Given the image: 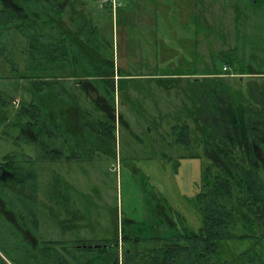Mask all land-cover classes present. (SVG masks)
Segmentation results:
<instances>
[{
  "label": "rangeland",
  "instance_id": "1",
  "mask_svg": "<svg viewBox=\"0 0 264 264\" xmlns=\"http://www.w3.org/2000/svg\"><path fill=\"white\" fill-rule=\"evenodd\" d=\"M84 1L87 5L91 4L100 8L98 0ZM123 1L127 3L129 0ZM152 1L153 6L158 5L152 9V18L157 20V23L162 22L161 26L156 27L155 34L156 50L160 52L161 60L157 61L155 68L151 66L147 69V72L151 75H161L168 73L169 69H176L174 71H184L188 72L187 74L210 73L214 71V67L218 68V70L215 69L216 71H220L222 64L228 61V56L232 58L235 56L236 60L233 64L226 63V68H230L231 73L234 72V76L224 78L227 85H232L231 89L234 92L240 90L243 94L245 93V97L250 95L246 84H253L248 88L263 86L264 78L250 76L246 72L264 70V0H258L259 3L253 0H236L235 23L232 21L231 9L225 8L228 11L225 13V18L222 16L220 18L219 15L222 13L217 14L218 9L212 12L213 8L217 7V2L221 4V0L216 2L203 0V7L200 10L207 20H204L206 29L202 46L196 42L193 29L195 22L193 19L185 20L187 16L189 18L192 16L187 12V8L195 6L194 0H190L188 6H183L185 1L183 5L177 3L182 0ZM182 8L186 9L185 15L180 12ZM157 12L160 17L156 14ZM218 17L223 20H220V36L215 38L211 28L217 25ZM64 20L67 22V15L64 16ZM103 24L104 27L100 32L103 30L108 36L105 39L109 46L113 44L111 57L114 51V60L117 63L123 50L122 30L118 28L115 19L108 12L103 15ZM161 42L163 46L158 44ZM25 44L26 42L19 38L11 57L16 60L20 70H23L24 62H21L23 56H19V50ZM133 47L130 45L131 51ZM228 48H235V55L219 54L220 51ZM198 49L201 51L200 54L196 53ZM4 60L0 59V94L9 101L21 100V106H24L27 99L32 97L34 83L25 78L11 77L13 74ZM143 72L145 71L139 69L131 71L134 74ZM140 75L125 81L128 82V88L121 90L123 96L117 97L115 102L119 116L114 121V136L109 139L103 149L91 150V158H84L85 161L71 158V149L69 152L62 149V158L40 159L32 146L22 145L25 152L30 153L31 158L36 160L39 191L49 209H42L38 215V236L41 239L62 238L63 235L64 238L71 240V244L79 240L85 242L98 239L115 240L121 238L122 231L128 227L130 221L135 224V229H146L150 226L151 208L160 212L166 209L169 215L172 211L177 213L193 230L197 231L201 227V215L193 205L195 197L202 190L203 169L206 164L201 146L198 149L196 145L171 146L170 148L162 142L160 135L158 139L154 132L147 130L139 109L142 105L143 113L149 118H157L159 115L168 113L173 119L183 110L184 102L189 103L188 97L184 94V88L185 93H189L193 88L188 81L202 79L197 87L213 89L207 88L212 81L205 80L204 76H190L191 78L183 80L178 87L172 86L166 89L155 83V79ZM53 79L62 82L59 88H66L67 92L72 90L78 96L80 94L76 104L73 103L71 106L67 104L71 101L69 96L59 101L67 113H71V125L81 129L83 123L90 124L91 120L97 116L101 117L100 112L94 109L89 100L87 101L84 97L81 89L71 88V78L64 76L59 80L51 77L50 80L53 82ZM237 85L242 88L236 89ZM214 86L217 87V83ZM55 92H57L56 89ZM131 92L132 102L125 95ZM211 94L215 95V92ZM145 95L148 96L145 97ZM259 95L256 90H252L250 96L258 99L264 106V97L262 98L261 92ZM254 105L257 106L255 102ZM83 108L93 119H87L83 115ZM27 118L28 115L25 114L24 120ZM11 121L16 122L13 117ZM170 122L168 124L164 120L158 130L162 133L169 130L172 120ZM78 131L85 134L88 130ZM89 131H91L90 128ZM166 136L168 137V134ZM88 141L92 142V139ZM62 143L65 144L64 141ZM13 149H15L13 141L0 139V153ZM191 151L192 154H189ZM262 177L264 179V173ZM158 216V219H163L162 215L161 218ZM150 228L153 230L152 226ZM262 232L261 229L258 231L259 234ZM255 241L250 237L221 241L218 244L217 264H246L245 254L250 250L252 257L256 254L264 261V238L260 240V243Z\"/></svg>",
  "mask_w": 264,
  "mask_h": 264
},
{
  "label": "trees",
  "instance_id": "2",
  "mask_svg": "<svg viewBox=\"0 0 264 264\" xmlns=\"http://www.w3.org/2000/svg\"><path fill=\"white\" fill-rule=\"evenodd\" d=\"M253 2L258 3V0ZM15 3L20 11L8 9V6L0 3V56L7 52V39L3 40V37L12 38L11 54L17 47L18 38H25L26 42L19 50V56H23V70L13 58L6 60L13 74L11 77L25 78L34 83L32 96L35 98L58 97L63 101L62 98L69 96L71 105L76 104L78 94L72 90L67 92L66 88L53 89V85L61 87L62 82L54 79L52 82L51 77L61 80L65 76L71 78L74 84L95 83L100 86L98 93L114 109L116 98L123 96L121 90L128 88L125 81L133 76L116 74L111 57L113 47L106 40L104 46H99L97 27L89 13L85 12L84 0H15ZM101 47L106 56L99 54ZM235 60L228 56L225 63L233 64ZM220 73L228 75L230 72L223 69ZM150 76L149 79H155V83L166 89L178 87L183 80L191 78L164 74ZM203 78L212 81L207 88L213 89L197 87L202 79L188 81L193 88L189 93H185L184 88L189 103L184 102L183 110L173 119L168 113L149 118L143 113L142 105L139 109L147 130L154 132L158 139L160 135L162 142L170 148L196 145L198 149L201 146L206 164L202 190L193 203L201 215V227L193 230L177 213L172 211L169 215L166 209L160 212L151 208L154 217H151L149 225L153 230L149 226L135 229V224L130 221L122 231V240L126 244L123 252L125 264H217L218 244L221 241L250 237L258 243L264 238V161L256 154L258 151L264 154V106L250 96L252 90L259 95L264 88H248L251 85L246 84L250 95L245 97V93L240 90L234 92L232 85H227L225 76L206 75ZM42 84L48 88H36ZM238 88L242 86L237 85ZM125 95L131 101L132 92ZM2 96L0 94V98ZM32 105L36 106L35 103ZM35 110L30 112L34 114ZM86 113L89 114L87 110ZM164 120L168 124L172 120L169 130H165L168 137L158 130ZM84 129L88 131L74 140L75 147L70 154L72 158L84 159L85 154L90 157L91 150L103 149L114 136V121L108 116H97L91 120V124L83 123L81 130ZM260 229L263 233L255 235ZM86 243L89 242H75ZM115 243L113 240L106 242ZM73 256L82 258L83 254ZM136 257L141 260H132ZM245 257L248 264H260L248 253Z\"/></svg>",
  "mask_w": 264,
  "mask_h": 264
},
{
  "label": "flooded vegetation",
  "instance_id": "3",
  "mask_svg": "<svg viewBox=\"0 0 264 264\" xmlns=\"http://www.w3.org/2000/svg\"><path fill=\"white\" fill-rule=\"evenodd\" d=\"M0 3L8 6V9L20 11L15 0H0ZM2 39H7L5 44L8 48L5 47L7 52L0 56V59L7 60L12 57L10 53L12 38L3 37ZM20 39L25 40L21 37ZM6 63L11 70L9 63L7 61ZM250 85L252 87L253 84ZM36 88L48 87L42 84ZM72 88H75V84ZM84 89H86L85 98L94 109L100 112L101 118L108 116L115 121L119 116L116 107L111 108L105 98L93 91L94 88ZM261 94L263 98L264 90H261ZM27 100L29 102L26 101L24 106H21V100L9 101L4 96L0 98V139L13 141L15 144V149L0 153V264H27V262L29 264H71L80 261L83 264H125L123 252L126 244L122 236L113 240L115 244H106L108 239L91 240L89 244H71V240L64 238L63 235L62 238L56 239H41L38 236L39 212L42 209H49L39 191L36 160L31 158L30 153L25 152L22 145L32 146L40 159H59L62 158V149H66L67 152L71 149L72 153L75 147L74 140L82 133L78 131L81 129L71 125V113H67L63 105L60 107L58 97L35 98L32 96ZM34 103L36 106L32 105ZM69 105L71 106V103ZM30 110L36 112L32 114ZM82 111L87 119H93L84 108ZM25 114L28 115L26 120H24ZM12 117L16 122L11 121ZM256 154L264 161V154L261 151ZM84 158L91 157L85 154ZM151 217L154 216L151 215ZM81 253L82 258H74L73 254ZM247 253L249 256L252 254L251 250ZM250 258H256L260 264H264V261L256 254ZM132 260L140 261L141 258L136 257ZM246 264H248L247 261Z\"/></svg>",
  "mask_w": 264,
  "mask_h": 264
},
{
  "label": "crops",
  "instance_id": "4",
  "mask_svg": "<svg viewBox=\"0 0 264 264\" xmlns=\"http://www.w3.org/2000/svg\"><path fill=\"white\" fill-rule=\"evenodd\" d=\"M120 2V6L117 7L114 11H112L109 7L106 6H101L99 4V7L93 6V5H87L86 2L84 1V9L86 13H89L91 17V21L94 25L97 27V34H98V40H99V46H104L105 43V38L106 36L103 32V30L100 32V30L104 27L103 24V15H106V12L115 19L116 25L118 28L122 30V53L121 56L118 58L117 63L114 60V51H113V60L115 63V68L117 73L116 74H123L124 76H137L141 74L140 76H150L151 74L147 72L151 66L155 68L154 66L157 65V61L161 60V55L159 54L160 52H157V42L155 41V34H156V27L161 26V23H157V20H153L152 18V9L156 8L157 6H153V1L152 0H129L127 3H125L123 0H118ZM185 1L184 5L182 4ZM196 2L195 6L193 8H187V12L191 13L192 16L189 18L187 16V19H193L195 22V27H193L195 31V37H196V42L197 44H201L202 46V39L205 36V21L207 18H204V14L200 9L203 7V0H194ZM213 2L215 1H220V0H212ZM217 2V7L215 5V8H213L212 12L215 11L216 9L219 10L217 14L222 13L220 16L225 18V13L227 9H231L233 13L232 21L235 23L236 19V0H221ZM98 3V2H97ZM178 4H182L183 6H188V3H190V0H182V1H177ZM257 3V2H255ZM259 3V2H258ZM159 6H162L161 3H158ZM223 6L221 9H224L221 11L220 7ZM226 8V10H225ZM180 12L184 15L186 14V9L182 8L180 9ZM158 14V12L156 13ZM264 14V13H263ZM161 15V14H160ZM157 16V15H156ZM159 16V14H158ZM160 17V16H159ZM162 17V15H161ZM141 18V19H140ZM156 18V17H155ZM220 20L222 21L223 19L217 20V25L211 28L212 30V35L216 38L220 36ZM157 23V24H156ZM222 23V22H221ZM204 31H203V30ZM198 37H200L198 39ZM132 42V43H130ZM163 46V42L158 43ZM130 45H133V50L129 48ZM113 47V44H112ZM163 50V49H162ZM197 54H200L201 51L198 49L196 50ZM261 51V50H259ZM99 54L101 57L106 56L107 53L102 49V47L99 49ZM165 52V51H164ZM106 54V55H105ZM159 54V58H158ZM219 54H234L235 55V48H228L227 50L220 51ZM119 55V54H118ZM196 56V55H195ZM235 58V56H233ZM166 59V58H165ZM163 59V60H165ZM182 61V59H181ZM161 63V62H160ZM132 64V66H130ZM136 64V65H135ZM230 64V63H228ZM223 66H226V63H223L221 70H223ZM132 68V69H131ZM144 70L145 72L143 73H131L132 70ZM213 68V67H212ZM214 71L210 73H192V74H187L188 72L184 71H174L176 69H169L168 73H163L164 75H169V76H176V75H181V76H191V77H200V76H234V72H230V68H226L227 72H230L228 75L226 74H221L218 68L214 67ZM216 69V70H215ZM184 70V69H182ZM122 71V73H121ZM250 76H259V77H264V70L262 71H249L246 72ZM127 74V75H126ZM153 75H158V74H153ZM118 76V75H117ZM77 86V87H76ZM74 87V83L71 80V88ZM94 88L93 91L98 92L97 88H100L97 84L93 83H75V88L81 89L83 91L84 97H86L85 91L86 89L84 88ZM74 88V89H75ZM100 96V94H97ZM80 97V94H79Z\"/></svg>",
  "mask_w": 264,
  "mask_h": 264
},
{
  "label": "built area",
  "instance_id": "5",
  "mask_svg": "<svg viewBox=\"0 0 264 264\" xmlns=\"http://www.w3.org/2000/svg\"><path fill=\"white\" fill-rule=\"evenodd\" d=\"M101 6L109 7L112 11H114L117 7L120 6V2L118 0H98ZM225 70L226 67H223Z\"/></svg>",
  "mask_w": 264,
  "mask_h": 264
}]
</instances>
